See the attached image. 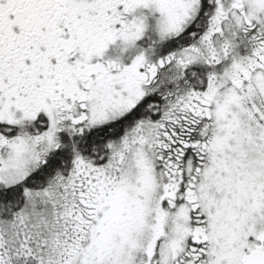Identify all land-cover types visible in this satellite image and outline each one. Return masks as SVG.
Masks as SVG:
<instances>
[{"label": "snow or ice", "instance_id": "obj_1", "mask_svg": "<svg viewBox=\"0 0 264 264\" xmlns=\"http://www.w3.org/2000/svg\"><path fill=\"white\" fill-rule=\"evenodd\" d=\"M0 264H264V0H0Z\"/></svg>", "mask_w": 264, "mask_h": 264}]
</instances>
